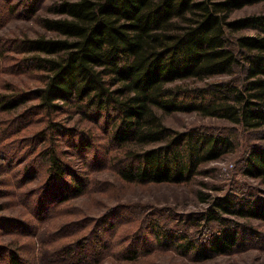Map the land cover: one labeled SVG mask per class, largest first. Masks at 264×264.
Returning a JSON list of instances; mask_svg holds the SVG:
<instances>
[{"label":"trees","instance_id":"trees-1","mask_svg":"<svg viewBox=\"0 0 264 264\" xmlns=\"http://www.w3.org/2000/svg\"><path fill=\"white\" fill-rule=\"evenodd\" d=\"M258 1L262 0L54 2L48 9L57 17L38 20L54 35L14 41L18 51L27 53L23 58L26 68L42 74L43 86L1 93L0 109L9 113L26 106L21 113L50 114L71 110L96 124L102 118V126L110 130L109 143L119 148L120 156L113 157L118 158V174L124 181L188 182L202 164L232 151L233 140L198 128L176 130L163 122L162 113L196 111L259 130L264 137V13L231 16L234 10ZM35 5L31 1L26 8L33 13ZM244 29L253 32L237 34ZM236 71L240 73L237 80L190 84ZM30 99L35 101L25 104ZM48 129L68 133L71 138L77 135L76 143L71 141L73 150L91 147L86 130L56 120L48 119L45 130L35 137L49 143ZM19 131L20 126L0 127V147L8 148L5 140ZM50 137L51 145L39 149L49 171L36 205L41 216L49 200L59 204L85 191L83 176L61 158L55 137ZM4 152L7 158L8 150ZM242 172L263 188H252L240 196L230 192L204 198L210 204L199 219L217 222L221 228L203 242L179 235L180 252L205 260L244 247L247 235L264 241L255 227L226 216L264 220V145L248 150ZM3 219L1 216V225L6 226ZM29 227L27 222H15L16 230ZM86 238L55 246L53 258L47 262L90 264L109 254L107 242L97 244V250L88 246ZM88 249L95 254L93 261H86ZM124 250V258L136 260L137 248ZM0 251L7 253L8 264H24L17 251L9 247ZM27 264L46 263L33 257Z\"/></svg>","mask_w":264,"mask_h":264},{"label":"rangeland","instance_id":"rangeland-1","mask_svg":"<svg viewBox=\"0 0 264 264\" xmlns=\"http://www.w3.org/2000/svg\"><path fill=\"white\" fill-rule=\"evenodd\" d=\"M31 1L36 4L33 13L26 8ZM57 1L60 0H0V94L30 91L43 86L42 74L26 68L23 58L27 53L18 51L14 41L54 35L38 20L57 17L48 9ZM251 13H264V0L238 8L231 16ZM252 32L244 29L237 34ZM239 77L240 73L236 71L233 75H217L201 82L190 81V84L237 80ZM34 101L30 99L25 104ZM26 108L21 106L18 111L9 113L0 109V127L7 125L16 129L20 126L18 133L5 140L7 158L5 149L0 147V217L7 224L4 226L0 222V249L9 247L17 251L24 264L31 263L33 257L49 264L47 261L53 258L51 250L55 246H64L86 236L88 246L96 247L101 241L109 245V254L96 261H93L94 252L88 249L86 261H93L90 264H264V241L261 237L253 239L247 235L248 241L243 245L248 244L244 247L205 260L191 258L190 253L184 254L177 247L183 235L203 242L221 228L217 222L199 219L201 212L210 204V197L230 192L240 196L252 188H263L256 179L242 172L248 150L253 145H264L261 131L246 129L226 119L203 116L196 111L162 113L163 122L176 130L198 128L222 133L233 140L234 147L220 158L202 164L200 172L188 182L140 184L126 182L119 176L120 163L113 157L119 148L109 143L110 130L102 126V118L96 124L71 110L52 114L34 110L21 113ZM48 119L86 130L90 134L91 147L73 150L71 141L76 143L77 135L72 139L68 133L49 129L46 130L49 143L35 137L36 132L45 130ZM51 135L55 137L53 142L61 158L83 176L85 191L59 204L49 200L42 217L37 213L36 205L49 171L46 157L39 149L51 145ZM117 155L120 156L119 153ZM207 197V201L203 200ZM226 216L251 225L264 235V220ZM16 220L27 222L29 229L16 230ZM255 240L261 242L250 245ZM128 247L137 248L136 260L123 257L126 254L124 249ZM0 264H8L4 251H0Z\"/></svg>","mask_w":264,"mask_h":264}]
</instances>
